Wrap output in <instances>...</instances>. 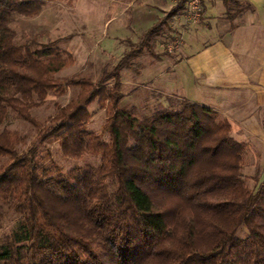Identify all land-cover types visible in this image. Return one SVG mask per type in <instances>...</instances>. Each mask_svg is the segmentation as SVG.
Segmentation results:
<instances>
[{
	"label": "trees",
	"instance_id": "obj_1",
	"mask_svg": "<svg viewBox=\"0 0 264 264\" xmlns=\"http://www.w3.org/2000/svg\"><path fill=\"white\" fill-rule=\"evenodd\" d=\"M42 5L0 0V129L12 114L35 126L40 144L56 141L65 159L100 162L63 172L42 165L35 147L19 153L18 134L0 131V206L21 217L0 237V264H264V180L248 186L247 145L228 121L186 99L142 117L120 106V72L156 56L165 19L97 81L59 80L74 57L59 41L17 44L10 27L14 14L33 17ZM68 88L76 96L46 123L31 118L48 94ZM94 102L108 141L87 129Z\"/></svg>",
	"mask_w": 264,
	"mask_h": 264
},
{
	"label": "crops",
	"instance_id": "obj_2",
	"mask_svg": "<svg viewBox=\"0 0 264 264\" xmlns=\"http://www.w3.org/2000/svg\"><path fill=\"white\" fill-rule=\"evenodd\" d=\"M89 1L90 5L74 3L70 33L55 39L58 48L74 57L72 66L87 70L109 57L120 59L165 19L153 46L156 56L138 58L143 72L139 81L129 79L134 87L128 98L135 101L136 94L143 93L136 88L153 74L160 92L171 95L168 76L181 75L185 84L181 80L180 90L186 99L228 121L231 136L247 145L245 158L249 151L264 152V0H237L238 5L202 0L198 24L186 23V0ZM172 37L180 40L177 54L162 56L157 39Z\"/></svg>",
	"mask_w": 264,
	"mask_h": 264
},
{
	"label": "rangeland",
	"instance_id": "obj_3",
	"mask_svg": "<svg viewBox=\"0 0 264 264\" xmlns=\"http://www.w3.org/2000/svg\"><path fill=\"white\" fill-rule=\"evenodd\" d=\"M42 1L43 5L39 8V11L35 16L25 17L17 14L12 16L10 27L15 32V42L17 44H23L30 40L35 41L38 44H47L55 41V39L61 36L68 35L70 33L69 29H71L70 27L73 26L72 24L75 21L74 3H87L90 5L89 0ZM230 7L233 9V6L230 5ZM157 41L162 44V56L167 55L173 58L175 57L174 55L177 54L180 47V40L178 38L172 37L163 41L157 39ZM175 41H179V43H176ZM167 43H172L171 50L165 49V45ZM118 59L119 57L116 56L109 57L105 64L103 63L101 66L97 65L96 68L94 66L89 67L87 70L79 69L76 66H70L59 72L56 75V78L64 80L69 77H85L91 79L92 81H97L100 74L103 71L111 70ZM145 59L152 60L148 55L145 56ZM139 63L138 59H136L132 65L134 66L132 70L128 71V69H124L120 72L122 83L121 94L124 96L120 104L122 108L132 111L137 117L150 116L155 111L160 110V108H168L170 105L177 106L181 100L186 99L184 91L180 90V83L182 80L181 75L180 77H178L179 75L177 77L168 76L171 82L169 83L167 89L171 91V95L168 92L163 91L168 94L164 95V93L160 92L161 89H158L156 84H154L155 74H153L143 80L144 83L142 82L141 87L136 88L138 91H143V93H137V99L135 101L130 100L126 94L130 90L131 86L134 87V85L129 86V79L139 81V75L143 72L140 70L141 65ZM184 80L185 79L182 80V84H185L183 83ZM76 94L77 89L72 88L66 89L65 94L63 95H58L56 93L48 94L45 102L41 106L31 110V118L38 124L42 125L46 123L48 118L55 114L56 106L66 105L76 96ZM88 111L91 113V119L87 124V129L100 136L103 141H108L109 136L105 127V111L101 110L96 102L88 107ZM1 130L16 132L18 134L19 141L17 142L15 148L19 153H25L29 149L35 147L37 157H41L43 159L42 165L44 166H49L51 162H53L54 165L60 167L63 172H68L84 165L97 166L100 162L99 156L89 155H85L79 160L65 159L62 157L59 144L56 141L50 140L45 144H40L37 140L38 131L35 126L29 122L15 118L12 114L9 115L0 131ZM245 159L247 168L243 169V174L246 178L248 186L252 188L255 183L257 184L258 182L264 180V152L259 153L249 151L246 153ZM3 161L4 159H0V163ZM20 222L21 217L15 214L11 208L7 205L0 206V237L9 233ZM238 236H245L243 229L238 231Z\"/></svg>",
	"mask_w": 264,
	"mask_h": 264
},
{
	"label": "built area",
	"instance_id": "obj_4",
	"mask_svg": "<svg viewBox=\"0 0 264 264\" xmlns=\"http://www.w3.org/2000/svg\"><path fill=\"white\" fill-rule=\"evenodd\" d=\"M202 0H186L187 11H186V23L198 24L201 20V8ZM179 43V41H175ZM172 43H167L165 49L171 50Z\"/></svg>",
	"mask_w": 264,
	"mask_h": 264
}]
</instances>
